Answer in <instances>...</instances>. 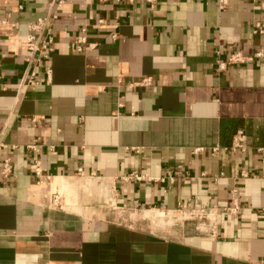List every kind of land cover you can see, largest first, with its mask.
<instances>
[{"label":"crops","instance_id":"obj_1","mask_svg":"<svg viewBox=\"0 0 264 264\" xmlns=\"http://www.w3.org/2000/svg\"><path fill=\"white\" fill-rule=\"evenodd\" d=\"M0 22V264H264V58L219 68L264 52V1L0 0Z\"/></svg>","mask_w":264,"mask_h":264},{"label":"built area","instance_id":"obj_2","mask_svg":"<svg viewBox=\"0 0 264 264\" xmlns=\"http://www.w3.org/2000/svg\"><path fill=\"white\" fill-rule=\"evenodd\" d=\"M129 2H132V0H128ZM253 2H263L264 0H250ZM151 5L154 3V0H147ZM217 3V6L220 10H224L230 0H215ZM3 23V22H0ZM30 34H28L25 38L26 43V50L28 53V57L26 59V62L31 65L35 66L36 64L42 62V61H48L50 58V55L52 53L51 48V38L49 37V31L48 24L45 19H39L35 23L29 25ZM253 33L258 35L264 34V22H257L253 26ZM45 34V36H42ZM77 50L81 51V45L84 44V39L80 38L79 41H77ZM264 58V52L258 51L253 55V57H245L241 52H235L232 53L228 58L227 61L224 63H219V68L221 70H224V68L227 65H235V64H242L246 62H252L253 60H259ZM50 69H47V77H49ZM34 78V72L33 69L26 70L25 76L23 79V85L27 86L29 84L33 83ZM150 83V79H143L138 85L141 86H148ZM5 146L0 144V152L4 150ZM27 148L30 150L37 152L38 148L36 145H30ZM245 148V134L243 131H237L235 136L232 139V143L228 149H242ZM134 152H137V149H131ZM31 169L33 173L36 176H39L40 174V166L39 161H34L31 165ZM13 174V166L12 161L9 157H5L1 159L0 161V176L3 178H9ZM77 174H81V170L77 172ZM127 179L135 180V181H141L144 178L141 175H138L136 173H133L130 177ZM152 179H148V181H151ZM59 193H55L54 195V206L57 207L60 205L59 203Z\"/></svg>","mask_w":264,"mask_h":264},{"label":"rangeland","instance_id":"obj_3","mask_svg":"<svg viewBox=\"0 0 264 264\" xmlns=\"http://www.w3.org/2000/svg\"><path fill=\"white\" fill-rule=\"evenodd\" d=\"M157 220H158V218H157ZM162 221H163V218L161 219ZM164 221L167 223V224H164V225H161V226H159V227H163V228H166V227H168V226H170L171 224H172V222L170 221V220H166V219H164Z\"/></svg>","mask_w":264,"mask_h":264},{"label":"bare ground","instance_id":"obj_4","mask_svg":"<svg viewBox=\"0 0 264 264\" xmlns=\"http://www.w3.org/2000/svg\"><path fill=\"white\" fill-rule=\"evenodd\" d=\"M63 188H66V189H67L68 187H66V186L64 185Z\"/></svg>","mask_w":264,"mask_h":264}]
</instances>
